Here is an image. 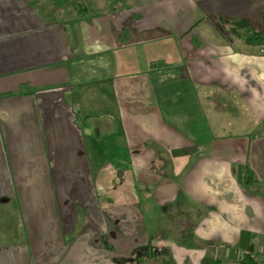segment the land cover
I'll return each instance as SVG.
<instances>
[{"label":"crops","instance_id":"obj_1","mask_svg":"<svg viewBox=\"0 0 264 264\" xmlns=\"http://www.w3.org/2000/svg\"><path fill=\"white\" fill-rule=\"evenodd\" d=\"M78 2L83 19L0 0V264L258 256L264 46L222 26L261 29L264 0ZM221 100L243 130L224 131Z\"/></svg>","mask_w":264,"mask_h":264},{"label":"trees","instance_id":"obj_2","mask_svg":"<svg viewBox=\"0 0 264 264\" xmlns=\"http://www.w3.org/2000/svg\"><path fill=\"white\" fill-rule=\"evenodd\" d=\"M112 11H116L117 9H123V3L125 0H110ZM55 5H67L72 8L78 19H83L86 17L88 11L82 7L79 2L74 0H54ZM262 28L256 31L251 32L250 34L244 37V42L247 45H256L258 47L264 46V12L261 17ZM242 186L246 189H251L254 193H259V189L261 186H256L257 181L254 179V176L249 172L247 167H243V177H242ZM264 187V186H262ZM180 197V196H179ZM240 264H256L255 257L250 254H243L240 260Z\"/></svg>","mask_w":264,"mask_h":264},{"label":"rangeland","instance_id":"obj_3","mask_svg":"<svg viewBox=\"0 0 264 264\" xmlns=\"http://www.w3.org/2000/svg\"><path fill=\"white\" fill-rule=\"evenodd\" d=\"M76 1L78 2L80 0H76ZM83 2H84V0H83ZM90 2L93 3V0H90ZM84 9H86V8H84ZM230 27H233V26H222V28H224L223 29L224 32H226V35L229 38H231V39H234L233 38L234 36L240 35L241 37H243V36H246V35H248V34H250L252 32V30L243 29L244 26H241V27L240 26H234L235 28H238L239 30L235 29L234 27H233L234 29H230ZM214 104H215L214 105L215 107H217V105H218L219 108H220V112H219L220 113V115H219L220 119L219 120H221V124L222 125H225V122H224L225 119H227V120L230 119V125L228 126V128L224 129V131L227 133V135H230L229 132L238 131V129H242L241 127H239L237 125V122L239 121L240 115H239L238 111L236 110V106L235 105H233L232 103H229L228 100H221L220 103H216L215 102ZM208 117H209L210 123H212L213 126L218 124V122H217V113L213 112ZM231 125H233L234 127L231 128ZM213 129H214V127H213Z\"/></svg>","mask_w":264,"mask_h":264},{"label":"built area","instance_id":"obj_4","mask_svg":"<svg viewBox=\"0 0 264 264\" xmlns=\"http://www.w3.org/2000/svg\"><path fill=\"white\" fill-rule=\"evenodd\" d=\"M256 264H264V251L255 257Z\"/></svg>","mask_w":264,"mask_h":264},{"label":"water","instance_id":"obj_5","mask_svg":"<svg viewBox=\"0 0 264 264\" xmlns=\"http://www.w3.org/2000/svg\"><path fill=\"white\" fill-rule=\"evenodd\" d=\"M237 176H238V182H241V169L240 168H238Z\"/></svg>","mask_w":264,"mask_h":264}]
</instances>
